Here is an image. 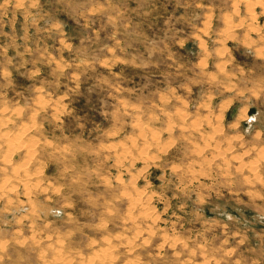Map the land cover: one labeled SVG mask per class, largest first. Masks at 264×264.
<instances>
[{"label": "rangeland", "instance_id": "obj_1", "mask_svg": "<svg viewBox=\"0 0 264 264\" xmlns=\"http://www.w3.org/2000/svg\"><path fill=\"white\" fill-rule=\"evenodd\" d=\"M23 128L0 264H264V0H0Z\"/></svg>", "mask_w": 264, "mask_h": 264}, {"label": "bare ground", "instance_id": "obj_2", "mask_svg": "<svg viewBox=\"0 0 264 264\" xmlns=\"http://www.w3.org/2000/svg\"><path fill=\"white\" fill-rule=\"evenodd\" d=\"M231 36V35H230ZM41 103V102H40ZM252 115V116H251ZM255 113L253 112V111H250L249 112V119L247 118V115L245 114V112L243 113V114H241V118L242 119H248V121H252L254 118H255ZM199 125V124H198ZM196 126V125H195ZM194 126V127H195ZM26 128V127H25ZM197 128V127H196ZM147 129V128H146ZM193 129V128H192ZM27 130H28V128L27 129H24L23 128V130H21V132L19 133L18 132V134H10V132H5L4 133V131H3V134H1V136H0V142H1V144L3 145H5L7 148H8V151L10 152V151H12L13 153H14V151H17V150H19V149H26L25 151H27V156H28V158H29V156H31L32 154H31V152L32 151H34L33 150V148H31L32 146H34V141H30V139H29V142L27 141L28 139H24L23 138V135H24V133H26L27 132ZM17 133V132H16ZM154 133V132H153ZM141 134V133H140ZM157 136V135H156ZM159 136V135H158ZM144 138H145V136H144ZM152 138V137H151ZM144 140V139H143ZM206 140V139H205ZM156 141H157V139H156ZM161 141V140H160ZM213 141V140H212ZM158 142V141H157ZM208 142V141H207ZM151 144V143H150ZM207 144V143H206ZM147 147V146H146ZM152 147V146H151ZM214 147V146H213ZM217 147V146H216ZM215 147V148H216ZM6 148V149H7ZM158 148V147H157ZM199 149H200V147H199ZM32 150V151H31ZM195 150V149H194ZM198 150V149H197ZM131 152V151H130ZM199 152V151H198ZM142 153V152H141ZM162 153V152H161ZM127 154V153H126ZM129 154V153H128ZM144 154V153H143ZM6 155V154H5ZM154 155V154H153ZM10 155L8 154V156H6L5 158H3L4 160H5V162L7 163V165H8V163L10 162V160L8 159V157H9ZM149 158V157H148ZM142 159V158H141ZM154 159V158H153ZM152 159V160H153ZM157 159V158H156ZM3 161V160H2ZM27 161H30V159H27ZM26 161V162H27ZM5 163V164H6ZM27 163H29V162H27ZM146 163V162H145ZM20 169V168H19ZM18 169V171H16L17 172V175L18 174H20L22 171H23V176L26 178V179H28L29 177H31L30 175H28L29 173H27L25 170V168L24 169H21V170H19ZM19 177V176H18ZM23 177V178H24ZM31 179V178H30ZM8 181V180H7ZM6 180H5V183L7 182ZM27 182H28V180H27ZM34 182V181H33ZM38 182V181H37ZM26 184V183H25ZM7 194V193H6ZM141 196V195H140ZM138 198V197H137ZM141 199V198H140ZM140 199H137V200H134L135 201V204L136 205H142V203H141V200ZM143 202V201H142ZM132 204H134V203H132ZM134 204V205H135ZM133 205V206H134ZM132 207V206H131ZM139 207V206H138ZM108 251V250H107ZM111 251H109L108 253H110ZM107 252H104L103 254H100V255H96L95 256V258H93L94 259V261H96L97 259H103V260H105L107 257H109V254H108ZM91 262H92V259H91ZM101 262V261H100Z\"/></svg>", "mask_w": 264, "mask_h": 264}, {"label": "water", "instance_id": "obj_3", "mask_svg": "<svg viewBox=\"0 0 264 264\" xmlns=\"http://www.w3.org/2000/svg\"><path fill=\"white\" fill-rule=\"evenodd\" d=\"M252 111L254 112V113H256L257 112V110L256 109H252ZM248 124H246V126H247Z\"/></svg>", "mask_w": 264, "mask_h": 264}]
</instances>
